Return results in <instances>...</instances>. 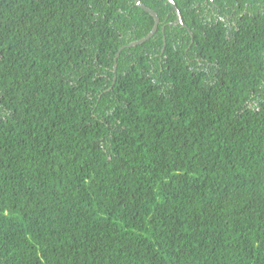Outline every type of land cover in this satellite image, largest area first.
Returning <instances> with one entry per match:
<instances>
[{
	"label": "trees",
	"instance_id": "obj_1",
	"mask_svg": "<svg viewBox=\"0 0 264 264\" xmlns=\"http://www.w3.org/2000/svg\"><path fill=\"white\" fill-rule=\"evenodd\" d=\"M141 1L0 0V264H264V0Z\"/></svg>",
	"mask_w": 264,
	"mask_h": 264
},
{
	"label": "water",
	"instance_id": "obj_2",
	"mask_svg": "<svg viewBox=\"0 0 264 264\" xmlns=\"http://www.w3.org/2000/svg\"><path fill=\"white\" fill-rule=\"evenodd\" d=\"M169 3L171 4L173 10L175 11L176 13V18H175V21L176 23H180L182 24L184 27H186V24L183 23V20L181 18V15H180V12H179V9L177 8V5L175 3L174 0H168ZM134 3L135 5L141 7L143 10L147 11L153 18L154 22H153V26L151 28V30L143 37L139 38V39H136V40H133V41H130L122 46L119 47L116 55H115V60L117 58V56L119 55L120 51L125 48V47H130V46H134L140 42H143L145 40H147L148 38H150L158 29V25H159V16L157 14V12H155L151 7L147 6L145 3H143L141 0H134ZM114 67H116V63H114Z\"/></svg>",
	"mask_w": 264,
	"mask_h": 264
}]
</instances>
